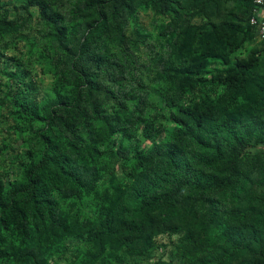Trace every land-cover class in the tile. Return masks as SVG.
<instances>
[{"label": "trees", "instance_id": "trees-1", "mask_svg": "<svg viewBox=\"0 0 264 264\" xmlns=\"http://www.w3.org/2000/svg\"><path fill=\"white\" fill-rule=\"evenodd\" d=\"M0 9V264H264L255 0Z\"/></svg>", "mask_w": 264, "mask_h": 264}, {"label": "rangeland", "instance_id": "rangeland-1", "mask_svg": "<svg viewBox=\"0 0 264 264\" xmlns=\"http://www.w3.org/2000/svg\"><path fill=\"white\" fill-rule=\"evenodd\" d=\"M16 0H0V4H2L5 7H8L10 5H12V2H14ZM3 11V9H0V14L1 12ZM20 12V11H19ZM34 14L36 15L33 20H31V23L26 27L25 29L26 30H29V29H36L37 28V20H36V17H37V9H34ZM11 17V16H9ZM153 20H154V15L151 13V12H142L141 13V22L142 24L148 29V30H153L154 29V24H153ZM33 29V30H34ZM35 30L33 32L30 33V35H35ZM16 35V33H15ZM7 39H9V51L8 52H16L18 48H22L23 45H24V42L20 41L18 43V48L16 49L15 46H16V39H17V36H8ZM45 83H49L48 80H46ZM2 111L5 112V107L2 108ZM11 142H12V145L16 147L17 151L20 149V145H21V140H19L16 135L12 136L11 138ZM16 153V152H15ZM18 153L19 151L15 154L17 156V159H18ZM3 168V165L0 164V170H2ZM160 239L164 242H169L170 241V237L168 236H162L160 237ZM173 239H176V237H173Z\"/></svg>", "mask_w": 264, "mask_h": 264}, {"label": "built area", "instance_id": "built-area-1", "mask_svg": "<svg viewBox=\"0 0 264 264\" xmlns=\"http://www.w3.org/2000/svg\"><path fill=\"white\" fill-rule=\"evenodd\" d=\"M255 2L257 4V10L256 11H258L259 8L264 5V0H255ZM251 23L257 27V29H258V32H257L258 37L261 40H264V20L261 19L257 15V16L252 17Z\"/></svg>", "mask_w": 264, "mask_h": 264}, {"label": "crops", "instance_id": "crops-1", "mask_svg": "<svg viewBox=\"0 0 264 264\" xmlns=\"http://www.w3.org/2000/svg\"><path fill=\"white\" fill-rule=\"evenodd\" d=\"M257 15L264 20V6L260 7L257 11Z\"/></svg>", "mask_w": 264, "mask_h": 264}]
</instances>
